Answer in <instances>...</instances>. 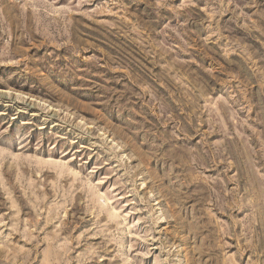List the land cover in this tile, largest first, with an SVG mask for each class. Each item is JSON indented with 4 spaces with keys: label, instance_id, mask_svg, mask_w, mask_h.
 Segmentation results:
<instances>
[{
    "label": "rangeland",
    "instance_id": "374dc122",
    "mask_svg": "<svg viewBox=\"0 0 264 264\" xmlns=\"http://www.w3.org/2000/svg\"><path fill=\"white\" fill-rule=\"evenodd\" d=\"M0 264H264V0H0Z\"/></svg>",
    "mask_w": 264,
    "mask_h": 264
}]
</instances>
